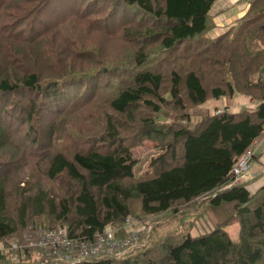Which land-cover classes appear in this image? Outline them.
Instances as JSON below:
<instances>
[{
	"label": "trees",
	"instance_id": "obj_1",
	"mask_svg": "<svg viewBox=\"0 0 264 264\" xmlns=\"http://www.w3.org/2000/svg\"><path fill=\"white\" fill-rule=\"evenodd\" d=\"M111 1L116 9L122 6L126 16L117 20V28L111 19L114 36L151 39L156 51L168 54L164 60L170 67L166 71L149 63V45L140 44L128 80L87 85L90 94L83 92L84 97V87L70 96L68 85L83 81L78 73L87 72L86 67L38 62L53 35L76 33L80 38L92 30L88 27L94 25L91 16L99 2L37 0L29 7L18 0H0V243L17 239L30 225L65 227L71 237L93 239L108 227L123 230L133 201L140 202L143 214L155 216L208 196L212 208L234 207L241 225L238 241L220 226L199 236L184 235L157 250L134 255L132 249L121 258L82 264H264V186L253 195L246 185L235 183L233 175L235 164L264 128V0H251L244 18L215 38L206 33L215 27L210 12L217 0ZM135 11L152 25L139 32L130 29L128 18L136 20ZM166 75L168 97L162 94ZM109 83L114 88L108 108L130 119L137 110L147 111L138 118L142 138L159 141L169 151L150 176L136 175L133 146L120 142L109 114L100 140L111 148L97 147L94 138L89 142L84 137L88 129L69 121L87 102L97 101ZM235 94L259 104L253 111L203 115L191 124L190 107ZM37 124L47 128L42 131ZM37 165L46 169L44 182L34 174L21 177L29 168L38 170ZM46 181L60 187L50 190ZM120 229L117 236L124 235ZM47 256L39 251L41 262H52ZM7 259L0 255V264H15Z\"/></svg>",
	"mask_w": 264,
	"mask_h": 264
},
{
	"label": "rangeland",
	"instance_id": "obj_2",
	"mask_svg": "<svg viewBox=\"0 0 264 264\" xmlns=\"http://www.w3.org/2000/svg\"><path fill=\"white\" fill-rule=\"evenodd\" d=\"M18 1L19 3L21 2L22 6L34 7L35 5H37V0L36 1L18 0ZM97 1L99 3L98 5L95 6V8L99 10L98 12L92 14L91 16L94 25L92 24L89 27L87 26L88 28L92 27V30H89L88 32L82 34L80 38L77 37L76 33L69 34L65 32L63 35H53L52 38L54 41L45 46L46 49L44 51L46 52L44 54L43 52L42 54L40 53L42 58H39L40 62L38 63L42 65L47 64L50 66L56 65L60 67L63 61V64L72 63L74 64V66L81 65L86 67L85 71L87 72L78 73V75H80L83 81L78 80L68 85V90L69 91L71 90L70 96H73L80 92L81 94L85 92V94H87L88 96L90 92H88L89 89L87 85L95 86V83L99 84V81L101 82L100 84L104 85L105 82H107L110 79H113L115 81L113 82L115 85L118 83L116 82L117 80H120L121 82H125L126 80H128L129 79L128 75L130 74L131 70L134 69L133 67L134 65H132L133 56L135 55L137 51V47L140 44H144V45L146 44L147 46L149 45V49L152 52L151 55H149V63L156 66H160L162 70L167 71V69H169L170 65H167V63L164 60L166 56H168V54L167 55L164 54L163 51H156L154 47L157 46V43H154L151 39H148L146 37L142 38V36L140 37L133 36V38L136 39L128 38V37H125L124 39L121 33L119 35V39L116 38L114 36L115 33H113V29H112L113 27L111 26L112 23L110 24V21L111 19H114V24L112 25L114 26V28H117L115 23L117 22L118 19H121L125 16V14L123 13L124 12L123 7L119 6L118 9H116L115 8L116 4L111 0H100V1L97 0ZM241 2H245V0H240L233 7L237 6L238 4L240 7ZM226 4L227 3H225L224 0L218 2V5L221 6H225ZM217 9L218 6L216 3L212 10V14H210V19L212 21L214 20L213 14L217 12ZM82 11L83 9H81V12ZM114 11L116 12V16ZM223 12L224 11L221 12L222 15H220V17L218 18L227 19L228 16H231V13L226 14L227 13L226 12L224 14ZM135 13L137 14L138 12L135 11ZM246 13L243 14L240 19L244 18ZM20 14L23 15L24 12H21ZM113 14H114V18H112ZM128 19L131 21L129 23L130 29L135 30L137 32L143 31V27H147L148 25H152L153 23L150 18L146 17V15L144 16L142 13L140 15L137 14V17H135L136 20L132 21L130 17ZM240 19H238L237 21H239ZM123 21H126V18ZM100 25L101 28L99 29L96 28L99 27ZM105 29H109V32L108 31L105 32ZM212 30H214V32L209 31L208 33H206V36L210 38H214L222 33L221 28L217 29L216 27H214ZM225 31L227 30L224 28V32ZM77 41H81V44L79 45ZM51 45L54 46L50 48ZM64 53L66 54V58L61 59V57H64L63 56ZM47 54H49L48 59H44L43 55L47 56ZM76 61H80V62L77 63ZM158 62H160L161 64ZM165 77H166L165 78L166 83L164 88L165 90L163 91L162 94L163 95L165 94V96L168 97L169 95L167 93V91L169 90V84L167 82L168 75H166ZM111 83L107 84L104 93L102 94L101 97L97 99V101H94L92 104H89L87 102L83 107L84 110H81L79 113H76L77 111L74 113V117L76 119H70L69 121H71V124L75 125L77 128L88 129V131L85 132L84 137L89 142H92L90 141V139L94 138L95 141L94 144L97 147L103 149L111 148L112 146L111 143H104L100 140L103 136L104 126L106 125L105 124L106 115L109 114L111 119L115 122L116 128H118L120 142H125L126 145L133 146L131 151L133 154V158L136 161V167H135L136 175L140 177L150 176L153 174L154 170L156 169L155 163L159 162L160 157L166 155L169 151L167 152L166 147H162L159 141H151L142 138V133L140 132L138 118L140 115L146 113L147 111L137 110L132 115L133 119H130L127 116L119 115L115 112H112V110L108 108L110 97L113 94L112 88H114V86H110ZM80 87H84V88L80 92H77L80 89ZM85 94H82L80 96H84ZM242 96H247V95L235 94L234 96L231 97L224 96L220 99H214L210 97L206 103L195 107H190L189 110L192 114L191 124L194 125L198 123L204 117L203 115H207V116L213 115L214 111L217 110L225 111L228 110L229 107L234 108L233 106V103H235L234 98L235 97L239 98ZM44 98H45V93L40 97V99L42 100ZM53 99L54 97L51 100ZM252 100L253 102L251 106H246V108L244 109L251 111L256 109L259 102L256 101L255 99ZM97 102L98 103L100 102L101 108L99 107V104ZM225 103H231V105L225 106ZM164 110L166 112H170L174 114L179 113L178 110L171 111L167 107H164ZM170 121L172 122L171 119L165 120L163 121V123L165 122L169 123ZM43 125H47V124H43ZM41 126L42 125L40 124L36 125V127L39 128L40 130L42 129L45 130L46 126H44V128H40ZM263 130L264 128L262 129L261 132H263ZM70 131H73L71 133H74L76 136L77 132L75 133L74 129H71ZM26 133H27V129H25L21 133V135L23 136ZM260 135L258 136V138L260 137V139H262V144H264V135H262L261 133ZM43 141H45V139L40 140V142ZM67 143L68 145L70 144L69 140H66L64 142V144ZM262 144L260 147H262ZM70 147H71L70 150L74 149L72 145ZM66 153L71 154L72 152L69 151ZM256 155L253 158L250 170L242 177L235 179V183L246 185V187L253 195H258L262 188V187L258 188L259 185L258 182L254 181L255 176H253L250 173L254 161L256 159L255 158ZM0 159H4V158L0 157ZM168 159L170 160V158ZM36 168L38 169V165L36 166ZM40 169L31 170V168H29V170H27L25 174H23L21 177L26 180L32 177V175L34 174L35 179L37 178V180H41V182H44L45 181L44 170L46 169L45 167L42 170ZM46 182L48 183L49 181ZM48 187H50V190H52L54 188L58 189L60 186H58V183L49 182ZM207 197H203L202 199L194 201L188 205H178L176 206L177 211L170 210L167 211L166 213L155 216L143 214L141 212L140 202L133 201L131 203L133 213L132 216L129 217V219H131L130 220L131 228L128 231H125V235H127L128 233L130 234L134 232L136 233V241H134L135 246L133 248L134 249L133 254L135 255L137 253H142L149 249L157 250V248L162 244H165L167 242L169 243L177 242L184 235L189 234L191 236H199L208 233L211 230L217 229L220 226L224 227V230L228 233L231 239H233L234 241H238L241 225L234 207L229 205V206H222L221 208H216V209L212 208L209 204V199ZM108 228H110L115 234L116 232H118V229H120L117 227H108ZM120 230L123 231L122 229ZM37 258L39 260V257ZM7 260L13 263V261L10 258ZM30 262L32 263V261Z\"/></svg>",
	"mask_w": 264,
	"mask_h": 264
},
{
	"label": "built area",
	"instance_id": "obj_3",
	"mask_svg": "<svg viewBox=\"0 0 264 264\" xmlns=\"http://www.w3.org/2000/svg\"><path fill=\"white\" fill-rule=\"evenodd\" d=\"M222 112L223 110H217L214 114L219 115ZM261 134L264 135V130ZM260 137L235 164L234 179L242 177L250 170L253 158L262 144ZM130 220L127 218L124 224L123 236H117L110 228H107L93 239L71 237L65 227L44 229L30 225L17 239L0 243V255L10 258L15 264H29L30 261L35 264H46L47 262L38 260L39 251H45L50 255L47 258L52 262L48 264H82L86 261L109 257L121 258L135 246L136 233L125 235V231L131 228Z\"/></svg>",
	"mask_w": 264,
	"mask_h": 264
},
{
	"label": "crops",
	"instance_id": "obj_4",
	"mask_svg": "<svg viewBox=\"0 0 264 264\" xmlns=\"http://www.w3.org/2000/svg\"><path fill=\"white\" fill-rule=\"evenodd\" d=\"M220 1H218V2H220ZM224 1H225V3H227L225 6L218 5V2H216L218 9H217V12L215 14H213L215 27L217 29L221 28L222 33H224V28L226 30H228L230 27L234 26L237 23V20L240 19L242 17V15L245 14L249 10L248 8L250 6L251 0H245V2H241L240 7H239V4L235 7H233L240 0H224ZM215 4H214V6H215ZM214 6H213V8H214ZM212 10H211L210 14H212ZM222 11H224L223 12L224 14L226 12H227L226 14L231 13V16H228L227 19L218 18V17H220V15H222V13H221ZM211 32H214V30H211ZM234 101H235V103H233L234 108L229 107V109H228L229 112H234V113L239 112L240 110L246 108V106H251V104L253 102L251 97H247V96H242L239 98L235 97ZM230 105H231V103H225V106H230ZM253 106H255V105H253ZM255 158L256 159L254 161V164L252 166L250 173L253 176H255L254 181L258 182V184H259L258 188H259V187L264 186V144L258 150V153H257Z\"/></svg>",
	"mask_w": 264,
	"mask_h": 264
},
{
	"label": "bare ground",
	"instance_id": "obj_5",
	"mask_svg": "<svg viewBox=\"0 0 264 264\" xmlns=\"http://www.w3.org/2000/svg\"><path fill=\"white\" fill-rule=\"evenodd\" d=\"M79 87V86H78ZM88 92H90V91H88Z\"/></svg>",
	"mask_w": 264,
	"mask_h": 264
}]
</instances>
